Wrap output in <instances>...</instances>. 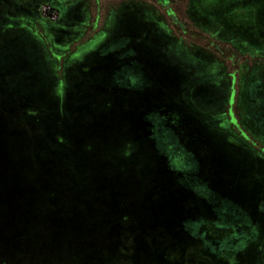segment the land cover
<instances>
[{"label": "rangeland", "instance_id": "obj_1", "mask_svg": "<svg viewBox=\"0 0 264 264\" xmlns=\"http://www.w3.org/2000/svg\"><path fill=\"white\" fill-rule=\"evenodd\" d=\"M48 1L0 0V12L5 10L7 15H0V26H4L1 20L7 18L6 23L14 28L5 43V38H0V61L11 62L7 73L12 75L34 72L32 77L15 84L16 92H0V168H22L26 174L24 187L18 182H9L7 189L0 185V264H110V259H100L112 246L110 232L101 233L100 226L93 222L99 215L103 221L109 219L107 227L111 225L115 231L114 251L123 254L118 255L114 264H205L195 257L197 252L180 242L181 235L166 251L171 238L163 236L161 230L179 234L178 220L191 211L193 204L172 195L170 187L163 183L161 167L160 171H152L159 181L155 186L152 176L139 175L130 164H126L123 179L119 171H124L121 158L111 154L114 141H104L101 146L111 147L110 159L89 167V174L76 170L72 175L70 168L64 169L59 161L38 163V156L27 153L33 143L31 134L19 123L9 125L21 109L30 107L29 110L36 111L35 106L31 107L38 104V109H45L44 115L33 119L42 126V146H52V141L60 139L66 142L67 151L78 150L82 154L84 142L90 145L87 141L107 138L109 133L111 141L116 122H123L127 128L136 123V128L140 126L145 132L143 113L155 101L164 114L161 109L159 113L152 110L148 118L159 147L170 158L168 163L177 173L180 171L178 178L187 186L182 187L184 191L179 196L204 199L195 204V213L181 220L182 234L193 237L206 232L209 238L227 240L233 234L230 228L222 230L227 225L248 234L257 226L261 235L254 247V259L256 255V264H262L264 222L259 209L264 205V196L259 194L264 191V143L257 137L249 136L246 140L240 136L238 127L247 117L245 108L237 105V94L242 73L245 81L253 70L255 76L264 79V59L257 58L255 53L243 55L229 42L213 37L220 36L221 28L226 32L224 26L208 23L209 33L198 27L197 24H203L196 21H208L225 11L223 15L228 21L239 27L232 37L241 43L242 25L257 28L254 14L264 0H191L192 6L190 0H165L164 6L158 0ZM48 3L58 14L64 10L60 12L65 15L63 24L50 25V21L55 22V15ZM187 7L194 24L187 17ZM183 30L187 33L183 34ZM123 37L127 41L114 48L116 40ZM109 38L115 41L113 49L101 53ZM114 75L131 77L135 90L149 80L158 83L147 89L143 105H135L137 96L128 93L135 105L130 111V101L122 96L121 110L114 96L122 91L112 88ZM254 77L250 93L252 87L261 88ZM90 82L100 96L88 104V93L77 95L76 90ZM257 90L252 99L258 97ZM94 95L97 92L90 94ZM74 97L76 100L72 101ZM106 97L110 100L105 101ZM244 98L241 95V102ZM250 100L248 104L255 102ZM98 105L105 107L97 111ZM190 107L209 111L195 112ZM87 109L84 114L82 110ZM164 115L181 146L194 155L203 177L196 172L193 157L178 148L165 126ZM200 116L204 123L215 127L233 118L237 126L229 123L222 131L227 132L222 134L223 139L226 137L229 145L250 148L262 164L246 149L231 148L233 153L217 144ZM131 137L122 138L121 145L133 142L139 150L145 145L140 132ZM94 145L93 155H97L101 146ZM51 149L48 153L54 152ZM56 152L64 158L65 153ZM137 152L140 151L133 152L130 158ZM34 163L39 166L38 171L27 166ZM26 190L28 193H23ZM240 198L253 202L249 204ZM45 229L51 230L50 241ZM238 240L229 237L228 242L233 244L229 251L241 250ZM132 246L135 253L126 256Z\"/></svg>", "mask_w": 264, "mask_h": 264}, {"label": "trees", "instance_id": "obj_2", "mask_svg": "<svg viewBox=\"0 0 264 264\" xmlns=\"http://www.w3.org/2000/svg\"><path fill=\"white\" fill-rule=\"evenodd\" d=\"M197 1V0H194ZM230 1H234V0H229ZM235 2H237L235 0ZM229 10V9H228ZM227 10V11H228ZM225 12V11H224ZM224 12H219L218 15H214L213 17H211L212 19L205 21L204 19L202 21H204L202 23V21H196L199 22L200 24L203 25H198V27H200L203 31H207V32H211L209 31V26L208 23H211L213 25H222L224 26V28L226 29V32H224L223 28L220 29L221 34L220 36L214 34L215 36H213L212 34H210L213 37H216L217 40H223V41H227L229 42L235 49L239 50L243 55H250L252 53H255L257 55V58L260 59H264V3H259V5H257V14L253 12L255 20H256V24H257V28L256 29H251V28H246L245 25H242V29H243V39L241 41V43H239L238 41H235V39H233L232 35H235V30L239 29V27H236V25L231 24L230 21H228L229 19L226 18L227 16L223 15ZM207 13V12H205ZM208 14V13H207ZM212 15L214 13H211ZM0 15L3 17H6V12L5 10H2L0 12ZM209 16V15H208ZM258 16H260L259 18H257ZM7 18H3L1 20L2 23H4V26H0V38L2 37L5 38L3 40V42L5 43L9 38H10V32L12 29L10 24L6 23ZM195 21V20H194ZM219 21V22H218ZM219 26V25H218ZM260 26V27H259ZM29 28H32L31 26ZM241 28V27H240ZM219 31V32H220ZM230 33V38L226 37L227 34ZM214 33V32H213ZM229 36V35H228ZM11 62L8 63H2V61H0V92L4 93V92H16L17 87H15L16 83H20V81H22L23 79L27 78V77H32L33 75V71L29 72V74H24V75H17V74H13L12 73H7V69L11 70ZM255 70H253V73H251L248 77L247 80L245 81V76L242 73L241 75V79L239 82V93L237 94L238 96V103L237 105L243 109L245 108V116L247 117L246 120H241L240 125L243 127H238V132L240 134L241 137H243L244 139H248L249 136L252 137H257L260 138L261 142L264 143V129L262 127V124L264 125V79L259 77L258 75H254ZM113 74H115L113 72ZM36 75L38 76L39 73L36 72ZM255 76V77H254ZM257 78L256 81L261 83V88L260 90L256 89L255 87H252V92L250 93V85L252 84V79ZM252 78V79H251ZM97 80V79H96ZM96 80L94 82H96ZM132 78L131 77H119V76H115L113 77V83H112V88L116 89H120L122 91L121 94H118L117 96H114L115 98H117V105H119V108L121 107L119 102L122 99V96L127 97L128 100L130 101V106L129 109L127 111H130L131 108L133 106H135L136 104H140L143 105L142 101H143V97L144 94L146 93V91H148L147 89L153 87L155 84L158 83V81H154V82H149L147 84L142 85L141 87L137 88V90L134 89V86L132 85ZM89 84V85H88ZM79 85V84H78ZM82 88L81 89H77V95H79L78 92L83 93H88L89 97H88V104L91 100L96 99L100 94H98V91L95 89L94 85H91L90 83H87V85L82 84ZM257 92L259 91L260 93L257 94V98L256 99H252L251 97L255 96L254 91ZM97 95L94 96H90L91 93H96ZM196 92V88L193 89V93ZM128 93H133V95L137 96V102L134 105V101L130 98V96L128 95ZM241 95H244V102H241ZM247 96V99H246ZM19 97V96H18ZM256 97V96H255ZM22 100H26L24 99V97H19ZM107 98V97H106ZM84 99V97H83ZM251 99V100H250ZM72 101L76 100V97H74L73 99H71ZM110 99H105V101H108ZM249 100L251 102H253V104H248ZM154 105V106H153ZM151 105V107L149 106L145 111H144V129L145 132H142V129L139 126V129L136 128L138 126H136V123L131 127V128H127L126 125L123 122H119V123H115L114 129H112V140L110 141V133L108 134L107 138H101L98 137L99 139L94 141H87L90 143V145L86 144L84 142V144L82 145V154H79V151L77 150V152H69L66 149V142L62 141L60 139H57L55 141H52L54 143H52L51 145H47L45 142L44 146H42V141L40 140V138H42V126L38 125V123H35V120H33L34 118L38 117V116H42L44 115L43 111L45 109H43L44 107H41L40 109H38V104L33 105L31 108H34V106L36 107L35 110H29L28 107L21 109L19 111V113L17 112L16 116L12 117L11 120H9V125L10 126H15L16 124H21L27 131L28 133L31 134V140H32V144L29 146V148L27 149V153L30 155H34V157L38 156V163L43 162L44 160L50 161L51 163H55L56 161H59L61 164L63 163V167L64 169L66 168H70L71 170V174L73 175V173L77 170L80 173H83L84 171H86L87 174H89V167H93L96 163H103L105 161H108V159H110V149L111 148V154L114 155L115 158H121V164L124 166V168H122L124 171H120L123 179L126 176V164H130L132 166L136 167L137 173L139 175H143L144 177L149 175L152 176L151 180H152V185L155 186V184H158L159 181L156 180V173L154 174L152 171H157V168L160 171V167H161V171L163 172L161 175L163 177V183L165 181V185H168L170 187V192L172 193V195H174V197L176 199H181V200H188L190 201L193 205L191 206L192 209L191 211L187 212V214L183 215L182 217H180V219L178 220L179 222V227H178V233L179 234H172L170 232H166L161 230L162 235L166 237L171 238V244H167L166 243V247H169L167 250H170L172 248V246H174V244L176 243V236L178 237V235L182 236V239L180 242H183L184 245L189 246L191 248V250L193 252H197L195 254V257L199 258V262H203L205 264H230V261L232 262L231 264H256V255H255V259H254V247L256 246V243L258 241V239H260V235L261 233L259 232V230H257V226L255 228L252 229L251 233L249 232V234L247 232H241V231H237L233 225L231 226H226L223 227L222 230L226 231L229 230L228 228H230V231H233V234L229 237H236L238 238L239 242L237 243L239 245V247H242L241 250L236 251V252H232L229 251V247L232 246V242H228L229 237L227 238V240L224 239H216V238H209L206 234V232H201L200 235H196L193 236L192 235H183L181 232V220L184 217H188V215H191L193 213H195V204L199 203V201H203L204 199L202 197H194L193 199L190 198H186L183 199V197L179 196V193H183L184 189L182 187H187L184 182L178 178V174L177 173L178 170L171 168V165L168 163L169 161V157H167V155L164 153V150L159 147L158 144V138H156V135L152 132V126L151 123L149 121V112L152 110H155V112L159 113V109H161V112L164 114V109L162 108V106L155 101V104ZM75 106V105H74ZM99 107H97V111H99L100 109H104L103 106L98 105ZM192 106V105H189ZM56 107V106H54ZM102 107V108H101ZM62 110V105H60L59 107ZM74 108V107H72ZM192 111L197 112L198 110L202 113V109L209 111L208 109L202 108V109H198L197 107V111L194 110L192 107H190ZM59 109V111H61ZM121 110L123 109L122 107L120 108ZM37 111H41V113H33V112H37ZM83 113L85 114L86 112H88V109L86 111L82 110ZM127 111H123V112H127ZM62 112V111H61ZM38 114V115H36ZM42 114V115H40ZM159 115V114H158ZM208 115H211V111L208 113ZM207 115V116H208ZM161 117V116H160ZM116 118H118V116L116 115ZM165 119V126L166 128L170 131V134L173 135L178 148L181 149L182 151H186V153H188L191 157H193V159L196 161L194 155L190 152H188V150H186L185 148H183L181 146V144L179 143L176 135L174 134V132L170 129V127L166 124V118L165 115L163 117ZM1 119V118H0ZM162 119V117H161ZM163 120V119H162ZM200 120H201V116H200ZM201 122L205 125L207 130H210L211 135L214 136L215 141H217V144L219 143L221 146H225V148H229L232 151L231 148H239V149H246V151L249 152L250 156L256 160L257 162H260L259 157H257V155H252L250 148L247 147H237L235 144L233 145H229L226 141L227 138L225 137V139H223L224 137L222 136V134L224 135V133L226 134L227 132H223V130H225L226 128H228V124L229 123H234L235 121L233 118H230V120L228 122H223L220 123V125H209L204 123L202 120ZM212 124V123H211ZM235 126H237L235 124ZM113 128V127H112ZM220 128V129H219ZM137 132H140L144 137L143 139H145V142L143 145V147H141V149L139 150V148L137 149V147L135 148L134 143L129 142L128 144L125 146H122V138L125 137H131L134 134H137ZM244 134V135H242ZM132 138V137H131ZM130 138V139H131ZM104 141H109L110 143L112 141L113 145L110 147L109 144H105L103 146L102 143ZM95 143H98L101 148H100V153H98L97 155H93L95 154L94 152L96 151V147H95ZM38 144V146H37ZM109 145V146H107ZM63 146V149L61 150L60 147ZM107 146V147H106ZM127 146V148H126ZM51 147L54 148V152L53 153H48V149H51ZM249 149V150H248ZM99 150V149H98ZM56 151H62L63 153H65L64 158H61V155L58 154V152ZM135 151H140L137 152L134 158H130L133 152ZM234 153V152H233ZM26 155V154H25ZM93 155V156H92ZM24 156V154H23ZM28 156V155H26ZM25 157V156H24ZM40 157H44L43 159H40ZM87 160H85V159ZM262 159V158H261ZM123 160V161H122ZM152 161L153 163H150L149 161ZM8 162V160H7ZM88 163V164H85ZM196 172L199 173L200 175V166L198 164V162L196 161ZM262 164V163H261ZM264 166V164H262ZM29 166V168H32L36 171H38L39 166H37L35 163L31 165H27ZM26 166V167H27ZM34 166V167H33ZM134 169V168H133ZM67 170V169H66ZM0 185L3 186V189H7V184L9 182H18L19 184H21L24 187L25 184V179H26V174L24 172V169L22 168H8L6 170H2L0 168ZM75 175H78L77 173H75ZM202 176V175H200ZM140 177V176H139ZM203 177V176H202ZM205 178V177H204ZM150 182V180H149ZM211 182V181H210ZM215 184V183H214ZM219 185V184H218ZM163 186V185H162ZM220 186V185H219ZM221 187V186H220ZM222 188V187H221ZM114 189V188H113ZM164 189V188H163ZM223 189V188H222ZM224 190V189H223ZM166 191V190H165ZM167 192V191H166ZM23 193L27 194L28 191H24ZM102 194V192H99ZM168 193V192H167ZM186 193V192H185ZM227 193V192H226ZM95 194V193H93ZM105 193H103V196L105 198L104 201L107 200L106 196L104 195ZM229 194V193H227ZM188 195V194H187ZM232 195L233 194H229ZM262 195V197L264 196V191H260V194ZM235 196V195H234ZM95 197V196H94ZM236 197V196H235ZM109 199V198H108ZM239 199V198H238ZM241 199V198H240ZM244 202L247 203H252L253 201L249 200H243ZM88 201L90 202L91 199L89 198ZM89 202L87 204H89ZM204 202V201H203ZM264 205L261 206V208L259 209V214L260 216H262V221L264 222ZM81 212V211H80ZM58 213V212H57ZM105 217V216H104ZM98 218V221H96V219ZM93 222L95 224V226H100L99 231L101 233L104 234V232H110V242H111V246L112 249L110 251V248L108 249L107 253L100 256V259H110V264H114L115 261L119 256H122L123 254L121 253V251H119V253H117L115 249V245L113 248V239H114V235H115V231L114 229H112L111 225L110 228L107 227V222L103 221V217H101L100 215L95 217ZM108 218V217H107ZM129 218V217H128ZM102 220V221H100ZM101 224V225H99ZM212 227V226H211ZM94 229V227H92V230ZM110 229V230H109ZM46 230V234H47V238L50 241L51 239H49L48 234L50 235V229H45ZM49 232V233H48ZM168 233V234H167ZM188 233V232H187ZM112 234V235H111ZM105 244V243H104ZM218 245L217 248H213V245ZM136 251V249L133 248V246L128 249V254L126 256L132 255L134 254ZM116 252V253H115ZM110 254H112L110 256ZM122 254V255H120ZM124 255V256H125ZM197 255V256H196ZM97 259V258H96ZM97 259V260H100ZM240 260L241 262L237 261ZM235 262V263H234ZM150 263L147 262L145 264ZM258 264H261L260 262ZM262 264H264V258L262 259Z\"/></svg>", "mask_w": 264, "mask_h": 264}, {"label": "flooded vegetation", "instance_id": "obj_3", "mask_svg": "<svg viewBox=\"0 0 264 264\" xmlns=\"http://www.w3.org/2000/svg\"><path fill=\"white\" fill-rule=\"evenodd\" d=\"M49 1H51V0H49ZM49 1H48V2H49ZM53 1H54V0H53ZM158 1H159V3H160L161 5L164 6V4H165V0H158ZM189 2H190V5L192 6L193 4H192L191 0H190ZM48 5H49V3H48ZM48 9H50V11H54L53 14L55 15V16H54L55 18H52L53 21H55V22H52V21L49 20V21H50V22H49L50 25H52L53 23H57V24H58V23H59V24H61V23L63 24V23H64L63 16H65V15H63V16L60 15V12L62 13V12L64 11L63 9L59 12V14L57 13V11L53 10V8H51L50 5H49ZM188 13H189V8L187 7V17L190 16ZM60 16H62V17H60ZM58 17H59V18H58ZM48 19H49V18H48ZM189 19H190V21H192L193 24H194V20H193L191 17H189ZM175 25L178 26V27H180L179 23H175ZM182 33L185 34V33H187V31H186V30H183ZM116 41H117L118 43L116 44L117 46L114 47V43H113V42H115V41L110 40V38L107 39V42H106V44H105L106 46H105V48L101 51V53H106V52L110 51V49H113V47H114V48H119L120 45H123L124 42L127 41V38H126V37L118 38ZM110 44H112V46H110Z\"/></svg>", "mask_w": 264, "mask_h": 264}]
</instances>
